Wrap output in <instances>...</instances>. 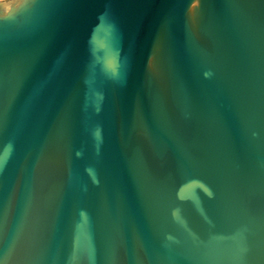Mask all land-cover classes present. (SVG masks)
Masks as SVG:
<instances>
[{
	"label": "water",
	"instance_id": "95a60500",
	"mask_svg": "<svg viewBox=\"0 0 264 264\" xmlns=\"http://www.w3.org/2000/svg\"><path fill=\"white\" fill-rule=\"evenodd\" d=\"M0 264H264V0L0 1Z\"/></svg>",
	"mask_w": 264,
	"mask_h": 264
},
{
	"label": "rangeland",
	"instance_id": "374dc122",
	"mask_svg": "<svg viewBox=\"0 0 264 264\" xmlns=\"http://www.w3.org/2000/svg\"><path fill=\"white\" fill-rule=\"evenodd\" d=\"M0 1H3V0H0Z\"/></svg>",
	"mask_w": 264,
	"mask_h": 264
}]
</instances>
